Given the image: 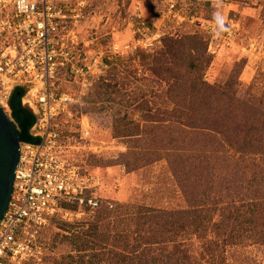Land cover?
<instances>
[{"label":"rangeland","instance_id":"obj_1","mask_svg":"<svg viewBox=\"0 0 264 264\" xmlns=\"http://www.w3.org/2000/svg\"><path fill=\"white\" fill-rule=\"evenodd\" d=\"M82 1L85 6L76 28L80 39L92 40L85 48L87 59L92 58L97 49L107 51L108 44L118 45L117 52L105 58L104 66L100 70L95 69L98 77L95 76L85 98L92 139L90 143L72 140L71 155L90 184L83 196L90 198V203L119 201L180 209L188 206L184 196L187 191L193 201L198 195L204 199L208 206L205 211L212 217L207 226L213 229L214 220L218 221V215L222 213V204L219 201L215 203V198L225 200L235 194L240 197L242 192L252 193L254 188L257 193L264 191V157L258 155L235 162L232 178L225 179L232 186L224 189L223 194L215 182H208L205 175L210 166L216 172L225 171L224 167L217 169L225 159L221 146L204 131H195L189 125L180 127L176 122L166 120L169 118L166 106L183 100L179 96L171 98L166 95L167 80L161 79L162 74L153 70L162 66L154 64L150 58L152 54H159L156 56L158 59H171L172 70L169 71L182 78L178 84H187L186 80L195 75L186 71L189 56L209 54V63L196 67L199 71L203 69V78L209 83L223 85L246 106L260 101L261 113L255 118H264V0ZM217 16L222 18V31L218 28ZM212 20L216 22L214 32ZM230 23L235 35L228 43V39L221 36ZM170 39H177L175 43L187 53L181 63L176 62L177 58H172V55H160L165 43L172 42ZM4 111L10 116V108ZM151 116L160 120L161 126L149 128L153 125L149 121ZM183 116L184 122L192 117L188 113ZM115 117L120 120L118 130H123L126 125L123 121H133L127 123L130 128L133 126L132 135L115 134L112 126ZM170 118L177 119L174 116ZM135 123L140 125L139 128ZM145 129L150 130L143 132ZM139 131L142 133H137ZM228 133L232 135L231 128H228ZM258 133L264 139V130ZM151 136L155 144L149 142ZM152 145L161 151H149ZM166 148L178 150L171 152L174 153L176 172L170 169L167 159L157 158L159 154L168 155L164 151ZM215 149L217 153L212 152ZM139 154L141 158H137ZM225 156L226 160H231L230 154ZM170 160L172 162L173 158ZM123 161L127 164L124 165ZM255 170L260 176L254 187L249 189L246 177ZM241 172L246 174L241 175ZM188 181L191 182L189 185ZM205 186L207 188L203 191ZM67 204L70 213L64 216L54 214L42 232L38 260L33 264H64L66 260L60 256L70 250L68 235L71 227L67 223L91 219L83 204L75 201ZM199 236L198 231L189 237L184 236L188 237L189 249L200 245ZM91 239L95 241L96 238ZM221 240L220 235L218 264H264V243L255 241L254 236L237 244L223 245Z\"/></svg>","mask_w":264,"mask_h":264},{"label":"trees","instance_id":"obj_2","mask_svg":"<svg viewBox=\"0 0 264 264\" xmlns=\"http://www.w3.org/2000/svg\"><path fill=\"white\" fill-rule=\"evenodd\" d=\"M170 40L173 43L166 42L160 55H172V58H177L176 62L181 63L187 53L175 43L177 39ZM157 55L152 54L150 58L155 61L154 64L160 63L162 66L161 69H158V66L153 70L162 74L161 79L167 80L169 86L165 91L166 95L171 98L179 96L183 100L181 103L174 102L171 106H166L165 111L169 116L166 120L174 121L180 127L187 128L189 125L193 127V130L204 131L216 139L224 154L222 157L225 158L219 163L221 167L218 166L217 169L224 167L225 171L220 170L219 173L210 166L205 176L208 182H215L219 192L222 193L224 189L232 186L225 179L232 178L236 161L248 156L264 157V139L258 133L264 130V118H255L261 113L260 101L254 102L252 106H246L242 99L237 98L233 92L227 91L223 85L206 81L203 78V69L199 71L196 67L206 66L211 58L209 54L194 53L189 56V68L186 71L194 72L195 75L186 80L187 84H178L182 78L177 73L169 71L172 67L171 59H158ZM24 92V86H15L11 90L7 100L10 116L19 140L36 142L38 138L30 133L33 114L21 101ZM186 113L188 116L192 115L188 122H184L183 115ZM250 115H254L253 119H249ZM171 116L177 119H172ZM112 121L117 136L120 133L127 137L132 135L133 126L130 128L127 123L133 121H123L126 123L122 127L123 130L117 129L120 121L117 117ZM149 121L153 124L149 125V128L156 129L161 126L160 120L152 116ZM135 125L137 128L140 126L138 123ZM228 128H231L232 135H229ZM148 130L150 129H145L143 132ZM256 135L259 139L255 138ZM149 139L151 144H155L152 136ZM148 149L151 152L161 151L153 145ZM165 150L173 161L171 162L172 158L164 154H159L157 158L167 159L170 169L176 172L175 163H173L175 162L174 153L171 152H178V150L169 151L167 148ZM212 152L218 151L215 149ZM226 154H230L231 160H226ZM137 158H141L140 154ZM229 162L231 164L227 166ZM123 164L126 165L127 161H123ZM244 174L246 173L241 172V175ZM251 174L249 177L245 175L246 187L249 189L254 187L256 179L260 176L256 170ZM190 183V181L187 182L188 185ZM206 188L207 186L203 188V191ZM247 192H242L240 197L235 194L225 197V200L214 199L215 203L221 202L222 213H219L218 221H212L215 224L213 229L207 226L212 219L211 215L205 211L208 206L197 193L198 197L194 198L196 201H193L192 196L185 191L184 196L189 208L187 206L180 209L156 208L119 201L115 203L95 201L94 204H90L85 200L83 205L91 219L67 223L71 227L69 231L71 233L68 235L70 250L60 257L66 260L64 264H218L220 258L217 250L220 235L223 245L242 243L245 238L252 236L255 241L264 243V191L257 193L254 188L252 193ZM67 203H63L66 209ZM228 223H231L230 227ZM195 231L200 233V245H197L195 249H189L186 239ZM209 233L212 235L210 236ZM185 235L188 237H184ZM93 237L96 238L95 241L91 239Z\"/></svg>","mask_w":264,"mask_h":264},{"label":"built area","instance_id":"obj_3","mask_svg":"<svg viewBox=\"0 0 264 264\" xmlns=\"http://www.w3.org/2000/svg\"><path fill=\"white\" fill-rule=\"evenodd\" d=\"M84 6L82 0H0V106L9 109L11 90L24 86L21 101L38 138L18 142L12 193L0 220V264H33L50 218L70 213L63 203L91 202L83 196L90 184L71 155L72 140L92 139L85 98L95 69L118 45L87 59L92 40L80 39L76 28ZM234 35L230 23L221 37L228 42Z\"/></svg>","mask_w":264,"mask_h":264},{"label":"water","instance_id":"obj_4","mask_svg":"<svg viewBox=\"0 0 264 264\" xmlns=\"http://www.w3.org/2000/svg\"><path fill=\"white\" fill-rule=\"evenodd\" d=\"M17 130L0 106V220L12 193L14 169L18 160Z\"/></svg>","mask_w":264,"mask_h":264},{"label":"clouds","instance_id":"obj_5","mask_svg":"<svg viewBox=\"0 0 264 264\" xmlns=\"http://www.w3.org/2000/svg\"><path fill=\"white\" fill-rule=\"evenodd\" d=\"M216 19H217V22H218V28H219V30L220 31L224 30V25H223V22H222V18L219 17V16H217Z\"/></svg>","mask_w":264,"mask_h":264}]
</instances>
